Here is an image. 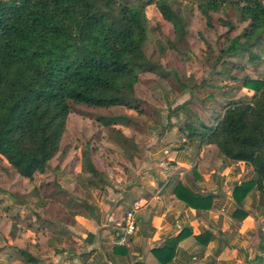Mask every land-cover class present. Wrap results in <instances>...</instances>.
Returning <instances> with one entry per match:
<instances>
[{
	"label": "trees",
	"instance_id": "1",
	"mask_svg": "<svg viewBox=\"0 0 264 264\" xmlns=\"http://www.w3.org/2000/svg\"><path fill=\"white\" fill-rule=\"evenodd\" d=\"M193 3L209 28L214 27L212 13L233 7L238 21L247 25L221 53L246 52L250 60L259 59L250 49L261 44L264 50V0ZM150 4L172 25L175 40L184 39L185 19L166 0H0V157L20 177L33 181L60 153L74 105L136 110L140 74L165 78L168 72L150 61L143 49L149 27L145 8ZM218 20L228 30L234 29L229 20ZM241 81L253 90L250 98L226 100L217 115H209L210 122L189 120L180 128L189 137L199 134L205 144L216 145L224 159L252 166L256 178L237 185L236 191L249 185L264 191V77L245 76ZM187 103L173 112L185 113ZM97 120L109 126L125 118L100 116ZM114 139L121 145L130 143L119 130ZM85 166L100 179L87 155ZM180 191L190 204L200 198L178 184L176 193L181 196ZM181 237L168 240L165 246L173 251Z\"/></svg>",
	"mask_w": 264,
	"mask_h": 264
},
{
	"label": "crops",
	"instance_id": "2",
	"mask_svg": "<svg viewBox=\"0 0 264 264\" xmlns=\"http://www.w3.org/2000/svg\"><path fill=\"white\" fill-rule=\"evenodd\" d=\"M182 125L174 124L145 150L138 146L142 151L128 154L120 171L100 179L89 171L91 179L73 180L64 170L67 152L60 145V153L38 173L56 181L46 200L61 214L50 219L57 228L44 235L46 222L40 220L36 231L44 243L31 219L25 220L28 229L17 223L14 229L12 223L29 213L21 202L5 199L0 205H7L12 217L0 219V264H264V191L252 185L235 190L254 180L255 171L245 161L224 159L199 134L187 136ZM178 184L200 198L186 202L185 193H176ZM136 200L144 206L135 214L136 229L125 235L124 216ZM178 235L171 251L165 245ZM120 238L125 244L116 243Z\"/></svg>",
	"mask_w": 264,
	"mask_h": 264
},
{
	"label": "rangeland",
	"instance_id": "3",
	"mask_svg": "<svg viewBox=\"0 0 264 264\" xmlns=\"http://www.w3.org/2000/svg\"><path fill=\"white\" fill-rule=\"evenodd\" d=\"M125 1L135 3L144 0ZM166 1L185 19L187 34L184 39L176 41L172 25L161 18L155 4L147 5L145 15L149 27L143 49L147 58L160 64L168 74L165 78L148 72L140 74V80L135 86L138 100L136 110L124 106H73L74 111L68 115L66 130L60 142L67 152L64 156V170L69 172L73 180L81 178L86 181L93 177L85 166V155L89 156L95 168L102 171L100 174L114 176L127 161L128 154L142 151L138 146L145 150L154 139L172 131L174 124L197 119L210 122L209 115H217L221 111L223 97L239 101L248 96L246 92H250V96L253 90L242 86L241 78L264 77V50L261 44L250 49L259 56L258 60H250L246 52L229 56L221 53L230 38L239 34L247 25L246 22L238 21L233 7L229 5L212 13L214 27L209 28L195 5L180 0ZM220 18L229 20L234 29L228 30V27L221 25L218 20ZM154 22L157 26L152 29ZM184 102H188L185 113L182 110L173 112V108ZM100 116L124 117L125 120L123 123L105 126L97 120ZM116 130L130 143L121 145L116 142ZM15 174V170L0 157V183L4 186H0V203L4 204L2 202L5 199L12 198L15 203L24 204L22 210L29 214L23 220L12 223V226L14 229L18 225L28 229L29 222L25 220L31 219L33 232L43 242L44 237L36 231L38 224L46 222L47 230L41 233L51 235L58 225L50 219L61 217L55 204H48L50 201L46 200V197H52L51 191L56 181L50 176L37 174L33 182H23ZM6 206L0 205V219L3 216L12 217L8 215Z\"/></svg>",
	"mask_w": 264,
	"mask_h": 264
},
{
	"label": "built area",
	"instance_id": "4",
	"mask_svg": "<svg viewBox=\"0 0 264 264\" xmlns=\"http://www.w3.org/2000/svg\"><path fill=\"white\" fill-rule=\"evenodd\" d=\"M144 206V203L141 200L134 201L129 209L126 211L124 216V234H132L137 227V223L135 220V214ZM119 244H125V239L120 238L116 241ZM134 264V263H131Z\"/></svg>",
	"mask_w": 264,
	"mask_h": 264
}]
</instances>
